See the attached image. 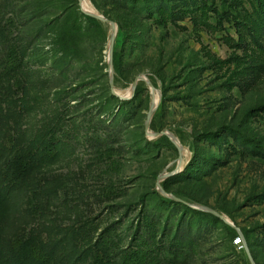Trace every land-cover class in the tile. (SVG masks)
Masks as SVG:
<instances>
[{
    "label": "rangeland",
    "instance_id": "rangeland-1",
    "mask_svg": "<svg viewBox=\"0 0 264 264\" xmlns=\"http://www.w3.org/2000/svg\"><path fill=\"white\" fill-rule=\"evenodd\" d=\"M89 1L0 0V188L16 150L58 141L8 195L0 252L22 234L86 264L150 212L200 234L182 264H264V0Z\"/></svg>",
    "mask_w": 264,
    "mask_h": 264
},
{
    "label": "trees",
    "instance_id": "trees-1",
    "mask_svg": "<svg viewBox=\"0 0 264 264\" xmlns=\"http://www.w3.org/2000/svg\"><path fill=\"white\" fill-rule=\"evenodd\" d=\"M83 9L86 10L84 7ZM83 16L91 24L101 25L98 18L89 14H83ZM4 57L7 59L3 60V64L6 63L11 71L16 70L20 65L18 57L4 55L2 58ZM17 82L18 86L19 79ZM140 88V84H138L135 91L136 95ZM57 142L52 141L51 147L41 157H37L33 150L25 152L16 150L12 154L4 169V180L10 184V187L6 192L0 188V212L8 202V195L13 191L16 182H19L22 173L27 172L42 159L46 161L52 159L56 155L52 146L56 145ZM175 196L177 202L160 197L162 200L182 206L187 205L186 202H191L188 197L182 194ZM149 214L150 212L141 214V221L138 223L130 242L121 249L118 248L114 233L108 232L106 229L102 230L92 240L93 244L86 248L89 258L86 264H182L180 252L184 249L185 243L191 249L196 248V240L198 242V235L200 236V234L193 233L189 225H179L175 233L173 231L160 233L156 218ZM86 238L88 241L89 236ZM11 249L9 254L0 252V264H56L54 252L48 250L40 242L25 238L22 234L13 239ZM186 257L184 258L186 259Z\"/></svg>",
    "mask_w": 264,
    "mask_h": 264
},
{
    "label": "water",
    "instance_id": "water-1",
    "mask_svg": "<svg viewBox=\"0 0 264 264\" xmlns=\"http://www.w3.org/2000/svg\"><path fill=\"white\" fill-rule=\"evenodd\" d=\"M82 2H83V1H82ZM85 12H86L87 14L93 16V17H96V18L102 20V21L110 22V23L112 24L113 28L116 27L115 24H114L112 21L108 20V19L105 18V17L100 16V15L97 14V13H93V12H89V11H85ZM113 47H114V35H112V39H111V51H110V57H111V59H112V55H113ZM142 78H143L142 76H138V77L135 79V81H134V83H133V85H132L131 93H134V91H135V89H136V87H137V85H138V81H139L140 79H142ZM111 87H112V91H113V93H114V94H117V93H116V90H115V88H114V86L112 85ZM152 112H153V109L150 110V113H149L148 119H150V117H151V115H152ZM147 132H148V131H147ZM175 199L177 200L176 197H175Z\"/></svg>",
    "mask_w": 264,
    "mask_h": 264
},
{
    "label": "bare ground",
    "instance_id": "bare-ground-1",
    "mask_svg": "<svg viewBox=\"0 0 264 264\" xmlns=\"http://www.w3.org/2000/svg\"><path fill=\"white\" fill-rule=\"evenodd\" d=\"M84 1H85V3L90 7V9H92L93 11H95L93 5L90 3L89 0H84ZM82 6H84L83 2H82ZM89 12H92V11H89ZM93 13H96V12H93ZM131 89H132V87L129 89V92H131ZM127 91H128V90H127ZM129 94H130V93H129Z\"/></svg>",
    "mask_w": 264,
    "mask_h": 264
},
{
    "label": "built area",
    "instance_id": "built-area-1",
    "mask_svg": "<svg viewBox=\"0 0 264 264\" xmlns=\"http://www.w3.org/2000/svg\"><path fill=\"white\" fill-rule=\"evenodd\" d=\"M241 241H242V240L240 239V241H239V242L241 243Z\"/></svg>",
    "mask_w": 264,
    "mask_h": 264
}]
</instances>
